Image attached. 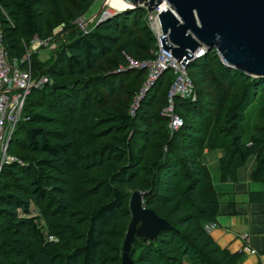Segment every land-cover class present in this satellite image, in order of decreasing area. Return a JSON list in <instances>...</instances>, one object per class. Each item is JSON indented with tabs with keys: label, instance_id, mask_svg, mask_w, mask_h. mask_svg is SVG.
<instances>
[{
	"label": "trees",
	"instance_id": "trees-1",
	"mask_svg": "<svg viewBox=\"0 0 264 264\" xmlns=\"http://www.w3.org/2000/svg\"><path fill=\"white\" fill-rule=\"evenodd\" d=\"M83 1L0 0L9 57L63 23L47 61L30 54L31 75L47 81L27 94L7 142L6 153L20 163L0 170V264H121L135 190L170 227L154 239L134 236L130 264H241L245 251L221 248L206 227L221 196L200 156L222 149L220 177L232 181L251 156V179L264 185V77L227 67L206 49L186 64L194 97H172L182 124L170 130L161 113L170 69L129 112L145 70L127 67L125 57L150 59L156 48L144 7L119 10L82 32L72 21L87 8ZM250 200L264 202V191Z\"/></svg>",
	"mask_w": 264,
	"mask_h": 264
},
{
	"label": "water",
	"instance_id": "water-1",
	"mask_svg": "<svg viewBox=\"0 0 264 264\" xmlns=\"http://www.w3.org/2000/svg\"><path fill=\"white\" fill-rule=\"evenodd\" d=\"M127 7L144 6L157 12L160 46L182 65L196 49L212 48L219 61L251 77H264V0H121ZM123 8V9H124ZM167 42V43H166ZM143 193L129 200L131 219L122 248V263L130 264L134 236L154 239L168 222L143 206Z\"/></svg>",
	"mask_w": 264,
	"mask_h": 264
},
{
	"label": "built area",
	"instance_id": "built-area-1",
	"mask_svg": "<svg viewBox=\"0 0 264 264\" xmlns=\"http://www.w3.org/2000/svg\"><path fill=\"white\" fill-rule=\"evenodd\" d=\"M164 3V2H162ZM160 11L159 5L151 11H146V23L152 32L156 48L152 52L153 57L142 61L133 62L131 58H127V67L141 68L145 70V80L139 87L138 92L134 95L129 106L131 112L144 93V91L152 84L157 76L165 69H170L173 78L166 93V105L161 109V113L167 117V125L170 130H174L181 126L180 116L173 111L172 97H194V91L189 76L186 73V64L194 58H197L204 53L202 47L196 49L192 58H188L182 65L180 62L168 53L169 50H164L160 46L158 37L162 36L160 27L157 21V12ZM102 17H99L100 19ZM92 20V19H91ZM87 25L80 24V29L85 32ZM30 44L25 48L24 52L19 57H9L2 44V34L0 29V170L3 164L8 162L20 161L14 156L6 153L8 139L13 132L18 120L20 119L21 110L25 102V98L29 91L33 88H39L47 81L45 75L33 77L30 69V54L31 48L48 47V38L39 39L32 37ZM167 43V42H166ZM121 69V68H118ZM215 222L208 223L207 229L214 227ZM247 234L243 233L242 238H246ZM243 251L255 253L256 250L250 246L242 247Z\"/></svg>",
	"mask_w": 264,
	"mask_h": 264
},
{
	"label": "crops",
	"instance_id": "crops-1",
	"mask_svg": "<svg viewBox=\"0 0 264 264\" xmlns=\"http://www.w3.org/2000/svg\"><path fill=\"white\" fill-rule=\"evenodd\" d=\"M222 154L220 148L203 149L200 156L221 196L216 225L209 233L221 248L230 252L240 251L246 245L254 248L255 253L244 252L241 264H264V202L250 200V193L264 191V185L251 179L255 164L251 156L237 169L236 180H222L218 163ZM243 233L246 238H242Z\"/></svg>",
	"mask_w": 264,
	"mask_h": 264
},
{
	"label": "rangeland",
	"instance_id": "rangeland-1",
	"mask_svg": "<svg viewBox=\"0 0 264 264\" xmlns=\"http://www.w3.org/2000/svg\"><path fill=\"white\" fill-rule=\"evenodd\" d=\"M84 1H86L88 4L87 8L82 13H79L76 16V18H74V20L72 21V23H74L75 27L77 29H79L80 31H81L80 24L82 25V23H83L87 26H91V24L95 20H98L99 17L103 18V17H106L107 15H111V14L119 11V10L109 8L107 6V4L104 5L105 0H84ZM83 2H81L82 5H83ZM144 9H145V7H144ZM0 13L2 16L7 17L6 12L1 7H0ZM145 23H146V17H145ZM146 25H147V23H146ZM62 30H63V23H58L57 25H55L51 29L50 35L46 37V38H48V46L51 47L50 49H54L56 47V45L58 44V40L60 39L58 37L61 36ZM59 34H60V36H59ZM57 35H58V37H57ZM29 44H30V42H28V45ZM50 49L48 47H38V48H34V49L31 48V50H32L31 53L34 52L37 59L40 60L41 62H43V61H47L48 58L51 56L50 55L51 52H49ZM127 58H129V57H125V61L127 60ZM131 59L133 62H138V61L144 60V59H138L137 60V59H133V58H131ZM258 106H259L258 103H255V104H252L251 106H249V108L246 110L245 117L247 119V121H246L247 125H250V123H252V121H254L256 109L258 108ZM140 192L143 193L142 191H140ZM142 201H143V197H142ZM30 212H31V215H38L39 214L38 208L35 207L34 205H32L30 207ZM184 264H188V263L185 262Z\"/></svg>",
	"mask_w": 264,
	"mask_h": 264
},
{
	"label": "bare ground",
	"instance_id": "bare-ground-1",
	"mask_svg": "<svg viewBox=\"0 0 264 264\" xmlns=\"http://www.w3.org/2000/svg\"><path fill=\"white\" fill-rule=\"evenodd\" d=\"M111 8V9H115V10H121L124 7H127V5L122 2L121 0H105L104 1V5H106ZM166 4L165 3H160L159 4V9L165 8Z\"/></svg>",
	"mask_w": 264,
	"mask_h": 264
}]
</instances>
